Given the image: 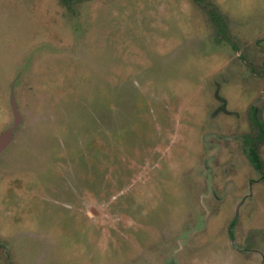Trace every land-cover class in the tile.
I'll list each match as a JSON object with an SVG mask.
<instances>
[{
  "label": "rangeland",
  "instance_id": "1",
  "mask_svg": "<svg viewBox=\"0 0 264 264\" xmlns=\"http://www.w3.org/2000/svg\"><path fill=\"white\" fill-rule=\"evenodd\" d=\"M255 118L264 0H0V264H264Z\"/></svg>",
  "mask_w": 264,
  "mask_h": 264
},
{
  "label": "water",
  "instance_id": "2",
  "mask_svg": "<svg viewBox=\"0 0 264 264\" xmlns=\"http://www.w3.org/2000/svg\"><path fill=\"white\" fill-rule=\"evenodd\" d=\"M15 110H17V105H15ZM17 115V125L19 124V116ZM12 131L13 129H10L8 131H5L1 136H0V152L9 144V142L12 139Z\"/></svg>",
  "mask_w": 264,
  "mask_h": 264
},
{
  "label": "trees",
  "instance_id": "3",
  "mask_svg": "<svg viewBox=\"0 0 264 264\" xmlns=\"http://www.w3.org/2000/svg\"><path fill=\"white\" fill-rule=\"evenodd\" d=\"M254 122H255V124H257V125L260 127V130H261L262 132H264V129L262 128V127H263L262 122L256 120V118L254 119Z\"/></svg>",
  "mask_w": 264,
  "mask_h": 264
}]
</instances>
